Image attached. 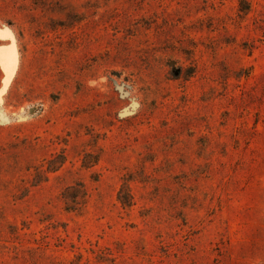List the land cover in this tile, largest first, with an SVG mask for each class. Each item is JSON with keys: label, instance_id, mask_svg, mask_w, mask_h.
<instances>
[{"label": "rangeland", "instance_id": "rangeland-1", "mask_svg": "<svg viewBox=\"0 0 264 264\" xmlns=\"http://www.w3.org/2000/svg\"><path fill=\"white\" fill-rule=\"evenodd\" d=\"M0 264H264V0H0Z\"/></svg>", "mask_w": 264, "mask_h": 264}, {"label": "trees", "instance_id": "trees-1", "mask_svg": "<svg viewBox=\"0 0 264 264\" xmlns=\"http://www.w3.org/2000/svg\"><path fill=\"white\" fill-rule=\"evenodd\" d=\"M245 12L248 11V8L244 10ZM62 158H60L58 162V166L50 167V172H54L58 169V167L62 164ZM85 195L83 190V186L81 184H76L72 186H68L64 189L62 197L65 202V208L67 210L75 209L78 205V201ZM118 200L122 206L128 207L131 203V196L129 194L128 187L126 185H122L119 192H118Z\"/></svg>", "mask_w": 264, "mask_h": 264}]
</instances>
